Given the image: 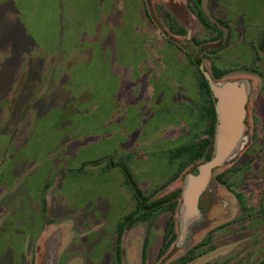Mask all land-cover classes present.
Returning <instances> with one entry per match:
<instances>
[{
  "label": "rangeland",
  "instance_id": "374dc122",
  "mask_svg": "<svg viewBox=\"0 0 264 264\" xmlns=\"http://www.w3.org/2000/svg\"><path fill=\"white\" fill-rule=\"evenodd\" d=\"M0 264H264V0H0Z\"/></svg>",
  "mask_w": 264,
  "mask_h": 264
},
{
  "label": "trees",
  "instance_id": "16d2710c",
  "mask_svg": "<svg viewBox=\"0 0 264 264\" xmlns=\"http://www.w3.org/2000/svg\"><path fill=\"white\" fill-rule=\"evenodd\" d=\"M199 87L204 93L205 98H208L205 104V109L203 110V116L207 118L208 120V126L206 127V138L203 139V141L198 145V148H196V153L194 157L190 158V163L196 162L198 160H204L206 162L211 161L213 157V146L215 141V135H216V110L214 107V100L211 94V91L209 89V86L207 82L204 79H201L199 82ZM194 149H192V146H186L178 149L175 153L172 154L171 157L174 159L182 157V155H185L189 152H193ZM184 167L186 165H183ZM175 206H172V212H175ZM133 214L125 217L117 227V248L120 249L121 247V240L123 237V234L128 227L129 224H131L134 221ZM143 218L142 220H144ZM176 239V232H175V221L174 218L171 217L168 224L165 228V233L162 240V250L161 253H164L173 243V241Z\"/></svg>",
  "mask_w": 264,
  "mask_h": 264
},
{
  "label": "water",
  "instance_id": "95a60500",
  "mask_svg": "<svg viewBox=\"0 0 264 264\" xmlns=\"http://www.w3.org/2000/svg\"><path fill=\"white\" fill-rule=\"evenodd\" d=\"M223 112L221 111L222 119H223V127L221 133H219V140H218V151H217V157H218V164H220L225 158L226 153L225 151L228 148V143L225 141L227 135L229 134V117L223 116ZM222 137V139H221Z\"/></svg>",
  "mask_w": 264,
  "mask_h": 264
},
{
  "label": "bare ground",
  "instance_id": "6f19581e",
  "mask_svg": "<svg viewBox=\"0 0 264 264\" xmlns=\"http://www.w3.org/2000/svg\"><path fill=\"white\" fill-rule=\"evenodd\" d=\"M230 109H231V110H230L229 113H228V117L231 116V113H232L233 111H234L233 114H234L235 111H236V110H235V107H232V108H230ZM232 116H234V115H232Z\"/></svg>",
  "mask_w": 264,
  "mask_h": 264
}]
</instances>
